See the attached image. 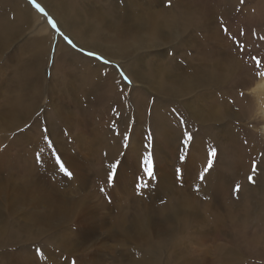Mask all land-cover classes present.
Returning a JSON list of instances; mask_svg holds the SVG:
<instances>
[{
	"label": "bare ground",
	"instance_id": "obj_1",
	"mask_svg": "<svg viewBox=\"0 0 264 264\" xmlns=\"http://www.w3.org/2000/svg\"><path fill=\"white\" fill-rule=\"evenodd\" d=\"M43 1L48 7L49 12L61 22L63 27L68 26L66 24L68 22L66 20L67 17L75 21L84 36V41L86 42L84 44H89L100 39L101 41L97 45L101 47L96 48V52L103 53L115 62L119 61V57L122 55H127L131 58L129 65L123 61L120 62L124 64V68L132 76L136 87L141 86L143 88L145 84L147 87L143 89L144 92L156 96V104L158 106L153 111L155 118L159 120L158 122L161 120L163 122L165 118L160 112L159 105L182 101L184 105L181 107L183 108L186 105L194 120H189V122H198L199 126L205 130L203 133H206V131L210 133V127H215L213 125L219 124L221 126L220 132L215 134V139L218 143L222 141L223 137L225 139V142L221 146L224 154L221 153L227 159L225 169L228 178L227 182L223 178L219 180L221 182L219 186L222 188V190L219 188L221 193H224V191L228 193L230 191L236 175L241 172H249V162L260 161V153L264 150V147L260 151L255 145L256 141L254 137L245 139L244 134L239 136L237 132L231 134L224 131L228 126V119L232 115L235 117L236 112H233V108L244 107L245 100H242L233 89H228V92L224 93L229 95L230 99L233 98L231 100L233 106L227 102L219 103L212 89H218L219 86H223L222 88L224 90L225 88L233 87L234 89H238L237 87H239L246 89L248 92L250 91V94H253V98L258 101V106L262 111V124L264 125V72L257 78L249 77L251 75L250 66L242 62L241 59L239 60L234 57L230 52L225 51L224 48L221 49L222 47L217 42L222 39L221 31L223 28L220 31L216 26V19L214 20V17L218 16L219 13H217V4L215 5L213 1L176 0L172 8L170 7L171 10L168 9L165 11L162 7L167 0H124L126 3L123 4L124 7L122 6V8H119L120 5L119 7H117L118 5H114L112 0H89L90 4L87 9L85 8L86 14L83 12L84 8H78L80 0H75L74 2H69L70 0ZM237 1L230 0L229 2L234 8ZM253 2L255 5L252 4ZM9 7L17 15L15 19L19 18L23 23H32V16L38 19L43 18L31 6L26 5L24 0H0V58L4 57L5 51L10 48L12 43H9L10 41L7 39V23L9 21L3 18V11L6 8L9 9ZM128 12H131L134 16L136 15V18H129ZM86 16L89 17V21L84 19ZM240 16L248 25H254L255 27L264 26V0H251V3L244 8L243 15ZM35 23H38V21L35 20ZM47 29L49 30L48 27ZM43 32L44 30L41 31V33ZM199 32H201L200 36L198 34ZM176 35L177 40H174L173 37ZM233 38L235 37L233 36ZM45 39L46 37H41L36 43L32 52L31 62L27 65L26 70L24 69L25 65H10L8 62L10 59L8 57L3 64L0 62V264H113V262L114 264H150L148 256L140 257L139 259L132 258L131 252L126 245L130 244V242L132 244L133 241L141 242L144 245L147 244L149 242L147 239L152 233L151 229H156V233L152 234L155 237L163 235L164 228L167 226L164 220L168 218L172 222H176L186 212L183 210L179 211V209L173 213L167 212L169 214L163 212L161 217H158L151 215L148 209H140V216L134 215L133 219L128 220L124 217H116L117 220L114 218L115 220L112 226H109L104 221L109 231L100 225V207L98 208V202L95 201L92 203L89 201L90 198H98V190H90V187L98 183L97 180H94V174L98 176L97 174L100 172V175L103 176L104 183H108V174L113 171L115 166L116 175L113 181L119 180L121 175L126 178L124 185L126 188H129V190L124 192L126 198H133V193L140 190H146L143 193L146 196L148 195L147 197H154L147 192L151 186H146L141 189L135 183L133 176H131L135 171H139V161H141L140 157L142 155L140 147H143V145L140 147L139 145L142 140L136 134L134 141L130 142L131 154L129 155L127 153L128 156L125 159L123 158V161L126 160L123 163V161H118L119 157H116L117 152H121L122 150L120 146L107 150L104 147L106 145L102 144L103 139L100 135L95 133V137H93L89 134L95 131L89 130V123L85 122L84 117L81 115L83 111L78 110L79 99L76 94L78 92V78L73 77L72 64L61 65L63 71L59 73L60 75L57 77V80L53 78V71H55V67H53L54 70L52 69L50 82H47L49 79L46 75V68L49 63L52 42L46 44ZM60 44L62 42L59 41L58 45ZM171 44L176 45L174 48L179 54H184L180 46L183 49L185 47L190 48L194 53L198 54L199 59L197 60H199V64L188 65L193 67L192 72L190 70L188 72L187 69L182 68L176 62L169 61V65H164L163 61H159L167 57L169 52L168 48L171 47ZM70 56L74 57L75 60H82L85 64L83 66L84 71L77 68L84 78L85 85L89 86V89L94 93L93 95L96 92L97 95H100L103 87L105 88L103 82L104 77L100 78L98 68L90 67L93 60L80 58L78 54L72 51L70 52ZM212 61H214L213 68L210 66ZM39 66L44 70L43 75L38 71ZM97 67L101 68L103 66L98 64ZM42 76L44 79H42ZM151 76L158 79V82L150 80ZM7 80L11 81L8 82ZM11 82L15 83V85L14 87L12 85L8 91L7 88ZM173 104L176 105L177 103ZM237 109L241 111L243 108ZM245 109L247 108H244L243 111ZM47 111L49 113L46 114ZM75 111H80L78 117ZM140 113H138V116H140ZM165 116L167 118L168 113H165ZM155 118H153V121H155ZM176 121L177 124L180 123V121ZM40 125L45 126L46 133L41 130L42 126ZM160 125L163 124L160 122L158 126ZM158 126L156 127L158 138L153 142V155L149 153L147 157L150 156L151 159L155 157V161L158 160L159 163L157 164L155 162L158 165L156 167L158 182L155 183L158 186L157 188H159L157 192L159 191L161 193L162 190L172 192L174 190L172 182L176 183L174 165L178 163L176 160L180 158V154H178L180 148L176 144V138L172 136L170 129L161 126L159 130ZM243 126L246 130L245 125ZM39 128L40 138L38 139L35 133ZM63 128H68L66 130L73 137L75 147L79 150V155L73 154L67 147L68 143L66 144V142L68 138H66L64 133L65 129ZM196 129L200 130L198 127ZM261 129L264 132V127ZM222 130L223 135H221ZM123 132L125 133L124 130ZM200 132L202 133V131ZM193 133L195 135V132ZM203 136L205 137V135ZM47 138L52 139V141L47 140ZM10 147L13 148L10 149ZM98 147H101L100 151L97 150ZM96 150L100 155L103 152L109 153L104 160L102 159L104 161L103 164H106V166L103 168L102 164L101 171L98 167L99 160L97 163L94 162L95 167L93 165L94 163L90 164V161L95 160ZM197 154L196 147H193L188 161L191 166L196 165V162L203 157L200 155L199 158ZM78 156H81V158ZM129 162H132L134 166H130ZM119 163H123L120 164L122 171H118L117 167ZM61 164L68 172L70 171L74 176L76 175V177L70 180L71 176L65 175L60 170ZM126 165L129 166L123 169V166ZM169 166L172 170L168 169ZM163 167L166 168L165 173L160 172H163ZM92 168H94V171H91ZM261 168L264 170V163H262ZM79 171H82L83 174ZM126 171L129 172L128 176H126ZM170 178L172 179L170 180ZM244 188L246 189V186ZM248 188H250L249 185ZM205 189L208 191L210 187ZM85 190H90L91 192H88L80 200L78 193L84 192ZM216 190L219 191L218 187ZM243 190H241V193L244 192ZM217 191L214 193L215 191L212 192L211 190L214 193L213 195L217 194ZM149 193H153V191L151 192L149 190ZM220 197L223 198L222 196ZM257 199L252 198V200ZM180 201L182 202L183 200L180 198ZM260 202V208L256 205L252 209H244L243 207L241 209L248 213H254L255 219L253 222L246 221L242 223L236 217L237 211L236 213H232L233 211H229L230 209H227L228 211L225 209L229 212L227 214H232V220L234 221L233 230L236 232L238 239L251 244V248L253 245H262L264 247V195ZM196 203H199V201ZM123 207L120 203L117 205L118 210H122ZM213 214V224L219 225L220 220L223 219L222 215L220 212L219 214L213 212ZM229 219L230 217L228 221ZM223 228L225 227L223 226ZM103 231L104 235H107V239L102 237ZM186 233L188 232L186 231ZM105 240H107L106 242L108 244L104 242ZM201 245L204 244L201 242ZM117 246L122 247L121 249L124 251L121 250L122 252H118L117 250L120 249ZM146 246H151V244L149 243ZM149 248L151 247H148L144 251L147 255H149ZM199 249H201V246ZM203 249L205 250V248ZM16 251L21 253V260H18V256L15 255ZM155 252L159 253L158 249ZM190 253L193 254L194 252L192 253L190 251ZM203 254L206 255L205 252ZM209 254L207 255L209 256ZM226 254L230 259H234V256L239 257L241 254L240 246L235 245L230 250V253ZM254 255L264 256V252L262 253L260 250H257ZM190 258L192 257L190 256ZM195 258H192V260ZM199 258V260H202L201 256ZM159 261L157 258L154 264H160ZM196 261L197 259L194 263ZM190 262V260L188 261V255H186L184 263L189 264ZM211 263L210 259L201 261V264ZM225 263L228 262L225 261ZM197 264H200V262L197 261Z\"/></svg>",
	"mask_w": 264,
	"mask_h": 264
},
{
	"label": "rangeland",
	"instance_id": "obj_2",
	"mask_svg": "<svg viewBox=\"0 0 264 264\" xmlns=\"http://www.w3.org/2000/svg\"><path fill=\"white\" fill-rule=\"evenodd\" d=\"M74 1L75 0H73V1L70 0L69 2H74ZM125 1H127V0H125ZM174 1H176V0L165 1L162 8L165 9V11H167L168 9L171 10L170 7L172 8ZM211 1H213L215 5L217 4L216 6L218 8L217 13H219V14H218V16L214 17V20L216 19L215 20L216 26L219 28L220 31L223 28V30L221 31V33H222L221 41L222 42L219 41L217 43L222 47L221 49L224 48L225 51L230 52L231 54L234 55V57H236L239 60L241 59L242 62H244L246 65L250 66L249 68L251 69V72H250L251 75L249 77H251V78L259 77L264 72V26L255 27L254 25H250V24L248 25L242 20V18L240 16V15H243L244 8L246 6H248L249 3H251V0H243V3H241V0H238L235 3L234 8L231 6V4L229 2L230 0L229 1L228 0H215V1L211 0ZM24 2L26 3V5L28 4L29 6H31V8L34 9V11L37 12L38 15L42 16L43 18L38 19V18L32 16L33 17L32 23L27 24V23H23L22 20H20L19 18L15 19V18H17V15H16V13H14L12 11V8H10V7H9V9L6 8V10L3 11V13H4L3 18L6 21H9V23H7V27H8L7 28V34H8L7 39L10 41L9 43H11V42L12 43L10 45V48L5 51V53H4L5 55H3L4 57L0 58V62L3 64V62H5V60L8 57L10 59V60H8L10 65H14V66L15 65H25L24 69L26 70L27 65H29L31 62L32 52H33L34 47L36 46V43L39 41V39L41 37H46V39H45L46 44L52 42L51 48H50V54H49V61H48L49 63H48V66L46 68V75H47V78L49 79L47 82L48 83L50 82L52 69L54 70L53 67H55V71H53V78H54V80H57V77H59V75H60L59 73H61L63 71L61 65L72 64L73 77L78 78V81H77L78 92L76 91L77 92L76 93L77 98L79 99L78 110L83 111L81 113V115H82V117H84L83 119H85V122L89 123V125H90L89 130L95 131V132H91L89 134H91L93 137H95V133H97V135H100L103 139L102 144L106 145L104 147L107 150L109 148L114 149V148H117L120 146L122 150H121V152H117V154H116V157H119L118 161H123L128 156L127 153L129 155L131 154L130 153L131 152L130 142L134 141V139L136 138V134H138L142 140L141 144L139 145V147L141 145H143V147L142 146L140 147L142 155L140 157L141 161H139V171L138 172L135 171L131 176H133V179H135V183H137V184L144 183V184H146V186H151L150 189L147 190V192H148V194H151L154 197H152V198L147 197L148 195L146 196L143 193V192H146V190L145 191L140 190L136 193H133V196H134L133 198L128 199L125 197L124 192L129 190V188H126L124 185V183H125L124 180L126 178L123 175H121L119 180H115V182L112 181L111 183H109V182L104 183L103 176L100 175V172H99V174H97L98 176H95V174H94V177H95L94 180H97L99 185L97 183V185L90 187V190L91 191L98 190V192H97L98 198H96V199L90 198L89 201L92 203L95 201L98 202V208L100 207V218H99L100 219V225L104 229L109 231V228H108V226H106L104 224V221L107 222L109 226H112L116 217H124V218H127L128 220H130L131 218L133 219L134 215L140 216V212H141L140 209H142V210L148 209V211L150 212L151 215L158 216V217H161L163 212L165 214H169L167 212L173 213L176 210L180 209L179 211L183 210L184 212H186V214L181 215L182 219L183 218L184 219L182 220L180 217V220L178 219L176 222H172L171 220L166 218L164 220V223L167 224V226H166L167 228L166 227L164 228L163 235H159V236L155 237L152 234L156 233V229H151L152 233L149 236V238L147 239L149 241L147 244L144 245L141 242H135V241H133L132 244H131V242H130V244H127L126 246L129 248V250L131 252V257L134 259H139L140 257L148 256L150 264H154V262L157 260V258L160 260L159 261L160 264H185L184 258L186 255H188V261L189 260L191 261L189 264H191V263L197 264V261L200 262V264H201V261L203 262L205 259L206 260L210 259V261L212 262L211 264H219V262H220V264L222 262H223L222 264H256V263L257 264H264V256L263 255H261V256H255L254 255L257 250H260V252L263 253L264 247L262 245H259V246L253 245V247L251 248V244H248L247 242H244V241H240V239H238V237H237L236 232L233 230V227H234L233 222L234 221L232 220V214H227V213H229V212H227L229 209H230L229 211H233L232 213H236V211H237L236 217H238V221L240 220V221H242V223H244L246 221L253 222L255 219L254 213L253 212L248 213L247 211L241 210V209H242V207L244 209H249V208L252 209L253 206L255 207L256 205L259 206V208H260V205H261L260 200L262 199V197L264 195V192H263L264 191V170L261 168L262 163H264V150H263L264 132H263V129H261V128L264 127V125L262 124V119H261V116H262L261 112L262 111L258 106V101L255 100V98H253V94H250V91L248 92L246 89H244V88L241 89L239 87H237L238 89H236V88L234 89L233 87H231V88H227V89L225 88V90H224L222 88L223 86H221V87L219 86V88H218L219 90L215 89V88L212 89L213 93L216 95L215 98L219 101V103L227 102L228 104L230 103L233 106V103H231V100L233 98L230 99V96L224 93V92H228V89H233V91L236 92L237 95H239L242 100H245V103H244L245 106L244 107H237V108H239V109L247 108V109H245V111H243V109L240 111L237 108H235V109L233 108V112H236L235 117L232 115V117H230L229 119L227 118L228 119V124H227L228 126L224 129V131H226L227 133H231V134L237 132L239 136L241 134H244L245 139H251L252 137H254L255 141H256L255 145L258 147V149L260 151L263 150L260 153L261 154L260 161L257 160V161H253L252 163L249 162V172H241L238 175H236L235 181H233V187L230 189V191L228 193H227V191H224V193H226V194H224L223 192H222L223 193L222 194L219 190V188H220L219 185L221 183L219 180H220V178H223L224 180L226 179V182H227L228 178H227V171L225 169L226 164H227V159H226V156L223 155L224 152L222 151V147H221L222 143L225 142V139L223 137L222 141L219 143L215 139V134L219 133L221 130V126L219 124L213 125L216 128L210 127V130L208 129L210 131V133H208V131H206V133H203V132H205V130L203 127L199 126L198 122H192V121L189 122V120H193V118L191 117V113H190V111L186 105L183 108L181 107L184 105V103L181 101V102H171V104L168 102L166 104L163 103V104L159 105L160 106V112L164 115L165 118H164L163 122H162V120L160 121L163 125L158 126L160 122H158L159 120L157 118H155V114L153 111L156 108V106H158L156 104V96L146 94L144 92L143 89H145V87H147V86H145V84L143 85V88L141 86L136 87L134 85V80H133L132 76L124 68L125 67L124 64L122 62H120V61H123L129 65L131 63V61H130L131 58L129 56H127V55H122L121 57L118 56L120 60L116 61V62L113 60H110L103 53L96 52V48L101 47L100 45H97V44H99L98 42L101 41L100 39H98L95 42L89 43V44H84V43H86L84 41V36L82 35V32L79 30L78 25L75 23L74 20H70L67 17L66 20L68 22H66V21L65 22L68 26L63 27L61 25V22L49 12L48 7L45 5V2L43 0H36V3H38L45 10V12L47 13V16H45L42 13H40L39 11H37V9L32 4L29 3V0H26V1L24 0ZM112 2L114 5H116V6L118 5L117 7H119V5H120L119 8H122V6L124 7L123 4L126 3V2H124V0H122V1L112 0ZM119 2L120 3L122 2L121 3L122 5ZM89 4H90L89 0H80L78 8H84L83 9L84 11L83 10L82 11L85 13ZM252 4L255 5L254 2ZM128 15H129V18H136V15L135 16L132 15L131 12H128ZM49 18H51L52 21L55 22V24L57 26L56 28H53L52 25L48 22ZM84 19L89 21L88 16L84 17ZM35 20H37L38 23H35ZM133 22H136V21H133ZM46 25L49 28V30L47 29ZM236 29H237V31H236ZM43 30H44V32L41 33V31H43ZM45 30H46V32H45ZM240 32H242V33H240ZM243 32H244V34H243ZM198 34L200 36L201 32H199ZM249 34H250V36H249ZM52 35H53V41H52ZM233 36L235 38H233ZM65 37L70 39L76 45V47L75 48L72 47L67 42ZM173 39L177 40V35L175 37H173ZM228 39L229 40L231 39V40L229 41ZM223 40H225V41H223ZM237 40H238V44H237ZM59 41L62 42V44L58 45ZM232 45H235V46H232ZM174 47H176V45L171 44V47L168 48L169 52H168L167 57L162 59V60H159V61H163L164 65H169L170 64L169 61L176 62L182 68L187 69L188 72H189V70H190V72H192L191 70H193V67L188 66V65L199 64V60H197V59H199L198 54L194 53L190 48L185 47L183 49V47H181V46H180L181 51L184 52V54H179L175 50ZM71 51L78 54L80 58H88V59L93 60V62L90 64V67L91 68L96 67L99 69L98 71L100 72V78L104 77L103 82H104V86H105V88L103 87L100 95H97V92L95 94L97 96L93 95L94 94L93 91L91 89H89V86L85 85L84 78L82 77L81 73H79V70H78V68H80L81 71H84L83 66L85 64L82 62L81 59L75 60L74 57L70 56ZM88 52L95 53V55L94 56L86 55V53H88ZM96 56H99L102 59L98 60V59H96ZM178 56H179V58H178ZM173 58L175 61L172 60ZM188 59H189V61H188ZM96 60H97V62H96ZM104 60H107L108 63H104L103 62ZM98 64L102 65L103 67H101V68L97 67ZM171 65H174V64H171ZM210 66H212L211 68L214 67V61L211 62ZM39 67H40V69H39ZM39 67H38V71L40 73H42V75H43L44 70H42L41 66H39ZM110 69H112V70H110ZM86 72H88V71H86ZM117 75H118V77H117ZM42 79H44L43 76H42ZM150 80H152L153 82H156V81L158 82V79H156L152 76L150 77ZM7 81L9 82L11 80H7ZM12 85L14 87L15 83H13V82L10 83L9 87L7 88L8 91L10 90ZM110 95H111V97H110ZM222 95H224L226 99ZM227 97H228V99H227ZM144 101H145V103H144ZM173 103H177V104L175 105ZM170 106H173V107H170ZM178 107H179V109H178ZM140 110H141V113H140ZM170 110H171V112H170ZM80 111H75L77 117L79 116ZM233 112H232V114H233ZM47 113H49V112L47 111L46 114ZM138 113H140L139 114L140 116H138ZM165 113H168L167 118L165 116ZM151 117H152V121H151ZM182 117H184L183 121L184 122L186 121V122L183 124H181V123L177 124L176 120H178V122H179L182 120ZM186 117H188V118L186 119ZM153 118H155V121H153L154 120ZM83 119H81V120H83ZM168 121H169V123H168ZM187 122H189V123H187ZM156 125L158 126V129L161 128V126L170 129V131L172 132V136L173 137L175 136V138H176V144L179 145V148H180L178 154H180V156L183 155L185 157V159L183 161H181L180 158L177 159L176 161L178 163L176 165H174V176H175L176 183L172 182V184L174 186V190L172 192L165 191V190H162L161 193L159 191L157 192V190H159V188H157L158 186H156V184H155L156 182H158V175H157L158 172L156 170V167H158L157 164H159V163H158V160L155 161V157L153 159H151V161L153 160L152 161L153 177L149 178L146 175V173L144 172L143 161L147 157V154L150 153L153 155V145H154L153 142H155L156 139L158 138V134L156 133V129H157ZM234 125H235V127H234L235 129L233 128ZM243 125H245L246 130H245ZM40 126H42L41 130L46 133L45 126H43V125H40ZM171 126H172V128H171ZM196 126L200 130H197ZM230 126H231V128H230ZM151 127H154V128H151ZM180 128H182V129L180 130ZM63 129H65L64 133L66 135V138H68V140H69V141L67 140L66 144L68 143L67 147L69 148L70 152H72L75 155H79V150L75 147L73 137H71L70 133L66 130L68 128H63ZM129 129H130V131H128ZM187 129H189V130H187ZM123 130L125 131V133L123 132ZM192 131L195 132V135ZM200 131H202V133ZM186 132L188 135L192 136V140L188 142L187 147L184 144V140L187 138L185 136ZM222 132H223V130L221 131V135H223ZM35 134L39 139L40 138V128L36 130ZM200 135H202V136H200ZM203 135H205V137ZM149 136H151V140H149V138H148ZM154 136H156V137H154ZM125 137H128L127 142H129V143L127 144V147L125 146V143H126L125 139H124ZM182 138H184V139H182ZM208 138L210 141L208 140ZM47 140L52 141V139H50V138H47ZM208 141H209V143H208ZM214 141H215V143H214ZM211 142H213V143L211 144ZM204 143H205V145H204ZM209 144H210V146H209ZM258 144H261V145H258ZM207 146H209V147H207ZM147 147H149V148H147ZM193 147H196L198 157L200 158V155H201V157L202 156L203 157L201 159H199V161L196 162V165L191 166L188 163V161H189V156H190V153H191V150ZM211 147H213V148H211ZM12 148L13 147H10V149H12ZM200 148H202V149H200ZM100 149H101V147L97 148V150H99V151H100ZM213 149L216 152L215 157H211L209 155L210 151ZM97 150L95 152V160L90 161V164H93L94 162L97 163V161L99 160L98 167H99V170L101 171L102 170V164L104 162L103 160L106 158V156H108L109 153L103 152V153H101L102 155H100ZM198 151H200V152H198ZM221 154L224 156V158ZM75 155H73V156H75ZM122 155L123 156L126 155V156L123 157ZM131 156H129V157H131ZM218 156H220V157H218ZM75 157H77V156H75ZM78 157L81 158V156H78ZM209 159L212 160V167L207 172H204V169L207 168ZM221 159H222V161H221ZM130 160H133V159H130ZM200 160H202V161H200ZM125 161H123V163ZM155 162H157V164ZM95 163L93 164L94 167H95ZM123 163L118 164V167H117L118 171H122L120 168V166H121L120 164H123ZM129 163H130L129 164L130 166H134V164H132V162H129ZM256 164H258V165H256ZM129 165L123 166V169L125 167H128ZM104 166H106V164H103V168H104ZM254 167H255V173L256 174L253 171ZM168 169L172 170V169H170V166ZM177 169H179L180 171L177 172ZM91 171H94V168H92ZM79 172L82 173V171H79ZM160 172L165 173L166 168L163 167V172L162 171H160ZM128 173L129 172L126 171V176L129 175ZM201 173H204V179L203 180L200 179ZM213 174H214V176H213ZM188 175H190V176H188ZM250 175L253 177V182H249V180L247 181L248 176H250ZM70 176H71L70 180L73 179L74 177H76V175L74 176L73 173H71ZM243 176H245V177H243ZM171 179L172 178H170V180ZM243 182H244V184H243ZM151 183H153V184L151 185ZM247 183L250 186V188H248ZM185 184H187V185H185ZM237 184L240 186V190L238 192L235 191V186ZM202 185H204V186H202ZM205 185H206V187H205ZM245 186H246V189L244 188ZM209 187H210V189L208 190L209 191L208 192V191H206L205 188L208 189ZM217 187H218L219 191L216 190ZM212 188H214V189H212ZM101 189H103V191H101ZM141 189H143V187ZM220 189L222 190V188H220ZM243 189H245V190H243ZM90 190H87V191L85 190L84 192L78 193V196H80V200L88 192H91ZM149 190L151 192L153 191V193H149ZM154 190H156V191H154ZM211 190H212V192L215 191L214 193H216V191H217V194L213 195L214 193H212ZM241 190L244 191L243 192L244 194L241 193ZM255 190H256V192H255ZM140 192H141V194H140ZM205 194H206V196H205ZM227 194H228V196H227ZM248 194H250V195L248 196ZM219 195L222 196L223 198H221ZM88 197H85V198H88ZM187 197L189 199L188 201H187ZM148 198H149V200H148ZM180 198L185 203L183 201H182L183 202L182 203L180 201ZM252 198H258V199L252 200ZM249 200H250V202H249ZM89 201H88V203H89ZM198 201L201 204L196 203ZM222 201H224V202L226 201V202L222 203ZM118 202L120 204H122V206H124L122 210L117 209V205L119 204ZM145 204H146L147 208H146V206H144ZM197 204H199L200 206ZM189 205H190V207H189ZM206 206L209 208H207ZM211 206H213L212 207L213 209L211 208ZM223 207H224V209H223ZM231 207L233 210L231 209ZM195 208H197V209H195ZM225 209L226 210L228 209V210L226 211ZM208 210H210V211H208ZM212 211L217 212L218 214L220 212V214L222 215L223 222H222V220H220L221 222L219 225L213 224L212 215H214V214ZM153 213H156V214H153ZM223 215H224V217H223ZM229 217H230V219L228 221ZM225 218H227V219L225 220ZM227 221L228 222L231 221V222L228 223ZM182 223H183V225H182ZM221 223L223 224V226L225 228H223ZM183 227H185V228H183ZM222 228L225 230L227 228V230L229 232L227 230L223 231ZM229 228H232V229H229ZM186 231L188 233H186ZM199 231H201V233H199ZM209 232H211V233H209ZM102 233H103L102 237L107 239L108 237H107V235H104V231ZM208 234L210 237L208 236ZM187 236H189L190 238ZM212 236H214L215 238ZM209 238H211V239H209ZM205 239H207V240H205ZM116 240H117V238H116ZM106 241L107 240H105L104 242H106ZM201 242L205 246L201 245ZM223 242H224V244H222ZM106 243L108 244V242H106ZM149 243L151 244V246H146ZM235 245L240 246V253L241 254L239 257L234 256V259H230L226 253H230V250ZM200 246H201V249H199ZM117 247H119L118 249H120V250H117L118 252L122 250L121 249L122 247H120V246H117ZM148 247H151V248H149V253H148L149 255H147L144 252ZM196 247H198L197 250H195ZM203 248H205V250ZM157 249H158L159 253L155 252V251H157ZM17 251H19V250H17ZM17 251L15 252V255L18 256V260H21V253H19ZM122 251H124V250H122ZM190 251L192 253L193 252L194 253L191 254ZM198 251H200V252H198ZM210 251H212V252L215 251V252L212 253ZM204 252L206 253V255L210 253L209 256L208 255L206 256L205 254H203ZM198 253H200V255H198ZM189 254L192 258H195L196 256H199V257L201 256L202 260H199L200 259L199 257H196L195 259L192 260V258H190V256H189ZM193 255H194V257H193ZM204 257H205V259H204ZM196 259H197V261L194 263V261ZM110 261L113 262L112 260H110ZM225 261L228 263H225ZM214 262H216V263H214ZM113 264H114V262H113Z\"/></svg>",
	"mask_w": 264,
	"mask_h": 264
},
{
	"label": "snow or ice",
	"instance_id": "obj_3",
	"mask_svg": "<svg viewBox=\"0 0 264 264\" xmlns=\"http://www.w3.org/2000/svg\"><path fill=\"white\" fill-rule=\"evenodd\" d=\"M29 3L32 4V5L37 9V11H39V12L42 13L43 15L47 16V13L45 12V10H44V9H43L38 3H36V0H29ZM241 3H243V0H241ZM48 22L52 25L53 28H56V27H57L56 24H55V22L52 21L51 18L48 19ZM65 39L67 40V42H68L72 47H74V48L76 47V45H75L70 39H68L67 37H65ZM86 55L94 56L95 53L88 52V53H86ZM96 59L100 60V59H102V58L99 57V56H96ZM103 62H104V63H108L107 60H104ZM122 75H123V74H122ZM241 95H242V94H241ZM180 123L183 124L184 121L181 120ZM185 136H186L187 138L184 140V144H185V146L187 147V144H188L189 141L192 140V137H191L190 135H188L187 133H185ZM148 138H149V140H151V136H149ZM124 139H125V142H126V143H125V146L127 147V140H128V137H125ZM209 155H210L211 157H215V155H216L215 150H214V149L211 150L210 153H209ZM184 159H185V157H184L183 155H181V156H180V160L183 161ZM57 163H59V161H57ZM143 164H144V172L146 173V175H147L149 178H152V177H153V167H152L151 157H150V156H149V157H146V158L144 159V161H143ZM211 167H212V160L209 159V161H208V165H207V168L204 169V172H207ZM60 170H61L62 172H64L65 175H68V176L71 175V173L68 172V170H67L66 168H64V166H63L62 164L60 165ZM179 171H180V170L177 169V172H179ZM253 171L255 172V167L253 168ZM115 175H116V173H115V166H114L113 171L110 172V173L108 174V177H107L109 183H111V182L113 181ZM200 179H201V180L204 179V173H201V175H200ZM248 180H249V182H253V177L250 175V176L248 177ZM138 187H141V188H142V187H146V184H144V183H140V184H138ZM239 190H240V186L237 184V185L235 186V191L238 192ZM101 191H103V189H101Z\"/></svg>",
	"mask_w": 264,
	"mask_h": 264
}]
</instances>
